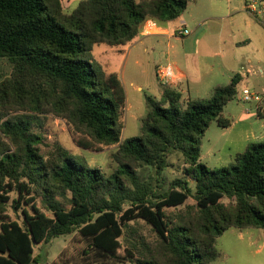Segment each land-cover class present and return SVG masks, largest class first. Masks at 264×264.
Segmentation results:
<instances>
[{
	"label": "trees",
	"instance_id": "obj_1",
	"mask_svg": "<svg viewBox=\"0 0 264 264\" xmlns=\"http://www.w3.org/2000/svg\"><path fill=\"white\" fill-rule=\"evenodd\" d=\"M192 1L81 0L70 11L63 0H0V61L12 65L4 78L0 63V211L17 191L13 207L23 215L22 224L0 216V264H39L34 245L76 232L99 262L118 261L124 249L134 264H213L226 231L264 229V141L228 166L201 162L210 125L231 126L224 110L241 77L186 107L178 89L165 87L160 101L146 98L141 135L122 140L125 88L93 58L96 46L130 44L149 19L160 26L179 19ZM48 115L84 138L83 147L117 146V169L106 176L61 144H45L38 130ZM174 154L185 177L166 187ZM143 169L154 174L143 179ZM190 198L196 203L179 210ZM139 220L155 240L133 237L129 223Z\"/></svg>",
	"mask_w": 264,
	"mask_h": 264
},
{
	"label": "rangeland",
	"instance_id": "obj_2",
	"mask_svg": "<svg viewBox=\"0 0 264 264\" xmlns=\"http://www.w3.org/2000/svg\"><path fill=\"white\" fill-rule=\"evenodd\" d=\"M139 1V0H138ZM240 0H234V4L238 5ZM77 7L74 6V8ZM73 8V9H74ZM200 8L192 1L185 13L177 19V23L172 26L185 23L189 30L192 31L196 24V15ZM156 42L155 38H148L145 40L147 51L140 48L139 67L128 69L125 76V85L128 96V105L126 102L125 111L123 114L124 129L122 140L132 139L141 135L142 121L146 116V98L159 97V92L162 89L160 82L157 79L156 67L161 65L168 66L173 59H167V52L181 53L184 55L185 48L182 39H173V48L164 46L153 51L150 48V41ZM141 46V47H140ZM101 48H110L106 45L96 46L93 51V58L100 61ZM113 48V47H112ZM118 48V47H117ZM137 48V49H138ZM174 54V55H175ZM180 54V55H181ZM183 66L182 69L186 71L188 64L185 62V57H181ZM208 62V60H205ZM2 67L3 77L10 76L12 72V65L6 60L0 61ZM209 63L215 65L216 70L212 75L205 78L211 83V88L208 89L207 83L192 84L190 82V91L184 94L182 105L187 106L188 102L198 101L207 103L212 97L213 88L217 85H228V77H224L220 70H222L221 59L209 60ZM115 64H112V66ZM110 69V68H109ZM158 69V68H157ZM107 71V70H106ZM156 73V74H155ZM233 75V74H231ZM182 79V78H181ZM183 81L179 84H182ZM178 84V85H179ZM176 85V87L178 86ZM138 86H141L142 91H138ZM188 82L185 81L183 88L187 90ZM244 87L249 88L252 92H256L260 96V101L244 102L242 98V90ZM191 95V98H189ZM155 99V98H154ZM160 101V100H159ZM130 105L134 108L130 109ZM261 106V110H259ZM129 107V108H128ZM262 113L263 117H258V113ZM243 114H250L248 116L254 118V122L250 127L246 123H240ZM224 117L231 121L229 128H221L216 122H213L207 129L205 136L202 139L201 162L208 167L209 170L219 169L234 162L235 157L243 153L248 145L259 144L264 141V73L252 74L249 79H245L237 87V95L235 99L230 102L225 110ZM45 137V144L52 146L56 142L61 144L73 156L82 157L91 168L100 169L106 176H110L116 169L117 163L114 160V154L117 151V146L99 147L94 146L90 148L83 147L77 143L80 136L73 135L69 126L64 120L58 119L53 115H48L44 126L39 129ZM253 137H258L254 140ZM85 140L84 138H81ZM89 143L88 140H86ZM44 150H48L44 148ZM170 167L167 168L163 176L166 180V187H169L176 179L185 177V165L183 157L180 154H174L169 159ZM142 178L146 179L154 174L151 169H143L139 171ZM192 186H194L192 182ZM10 201L5 205L4 212L0 211V216L5 217L6 220L23 223L22 210L16 211L14 209V201L18 198V192L12 191L10 193ZM224 204L229 205L228 199H223ZM196 202L190 198L186 205L181 207L185 209L189 205H194ZM37 206L42 208V203L37 201ZM24 208L30 210V207L24 205ZM174 209H167V213L171 214ZM48 215H51L48 213ZM130 222V232H133V237L136 239L144 238L146 241L152 242L156 239V234L144 221ZM127 237L130 233L126 231ZM124 242V239H122ZM89 242L82 238L79 233L63 236L52 239L46 244L39 245L36 248V254L40 255L39 264H134L123 250L120 251V259L118 261L99 262L94 255H85V251L89 250ZM125 245V243H124ZM216 248L220 253V257L213 262V264H264V229L248 228L239 230L231 228L217 239Z\"/></svg>",
	"mask_w": 264,
	"mask_h": 264
},
{
	"label": "crops",
	"instance_id": "obj_3",
	"mask_svg": "<svg viewBox=\"0 0 264 264\" xmlns=\"http://www.w3.org/2000/svg\"><path fill=\"white\" fill-rule=\"evenodd\" d=\"M80 1L63 0V5L71 11ZM233 2L234 0H196L195 3L199 6L200 11L196 15L194 30L190 31L185 23L172 26L173 23H177V20H175L164 26L158 24L154 34L145 35L141 33L138 38L126 46L101 48L99 62L109 73H117L120 77L125 88L127 105L128 96L124 81L125 76L128 69L141 65L139 59L141 56L140 48L137 45H141L143 51H147L148 46H146L145 40L148 38L156 39V42L150 41V48L153 51L164 46L165 43L168 49L173 48V39H182L185 48L184 55L181 53L175 54L168 50L167 59H173L168 66H171L182 78L183 83L173 88L178 89L183 94V98L186 91H190V82L202 85L207 83L208 89L211 88L212 84L205 77L215 73V65L209 63V60L214 61L215 58L221 59V74L224 77L229 75L228 85L237 75L241 77V82L249 79L252 74L263 75L264 26L258 19L246 12L244 0H240L238 5ZM180 29L189 30L190 35L178 36L177 32ZM181 57H185V62L188 64L186 71L181 67L183 66ZM205 60H208V62ZM112 64L115 65L112 66ZM248 71H251V73H247ZM185 81L188 82L187 90L183 88ZM245 88L247 87L243 89ZM142 89L141 86L137 88L138 91H142ZM162 89L159 92V97H154L156 100H161L165 87H162ZM189 98H191V95H189ZM129 107L130 109L134 108L132 105ZM248 115L250 114L241 116L245 122L238 121L246 123L247 127H250L255 120ZM253 138L254 140L258 139V137Z\"/></svg>",
	"mask_w": 264,
	"mask_h": 264
},
{
	"label": "built area",
	"instance_id": "obj_4",
	"mask_svg": "<svg viewBox=\"0 0 264 264\" xmlns=\"http://www.w3.org/2000/svg\"><path fill=\"white\" fill-rule=\"evenodd\" d=\"M245 10L252 17L258 19L264 26V0H244ZM158 23L154 20H147L144 24L143 31L145 35H151L156 32ZM178 36L184 37L190 35L189 30L180 29L177 32ZM247 73H251L248 71ZM157 79L164 87H176L182 82V79L178 76L176 71L171 66H159L157 69ZM244 102L260 101V96L252 92L249 88L242 90V98Z\"/></svg>",
	"mask_w": 264,
	"mask_h": 264
},
{
	"label": "water",
	"instance_id": "obj_5",
	"mask_svg": "<svg viewBox=\"0 0 264 264\" xmlns=\"http://www.w3.org/2000/svg\"><path fill=\"white\" fill-rule=\"evenodd\" d=\"M38 246L37 245H34V248L36 249Z\"/></svg>",
	"mask_w": 264,
	"mask_h": 264
}]
</instances>
